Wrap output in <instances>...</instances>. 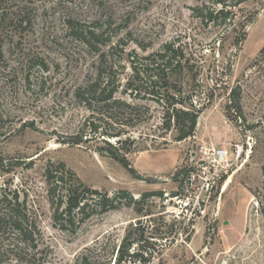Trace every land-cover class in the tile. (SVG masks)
<instances>
[{
    "label": "rangeland",
    "instance_id": "1",
    "mask_svg": "<svg viewBox=\"0 0 264 264\" xmlns=\"http://www.w3.org/2000/svg\"><path fill=\"white\" fill-rule=\"evenodd\" d=\"M197 4L0 0V156L7 162L0 188L19 194L38 232L31 249L6 230L0 264H117L124 244L119 264H264V0L237 8L226 32L203 27L192 15ZM77 30L101 36L87 47ZM170 40L194 59L199 86L213 101L182 142L162 134L158 109L142 103L153 117L123 137L135 140L125 145L130 172L92 139L91 113L77 93L95 75V48L123 79L130 53L148 55ZM235 86L241 115L228 100ZM115 97L131 102L120 91ZM89 100L100 112L96 120L106 114ZM74 136L82 143L64 144ZM236 148L243 150L239 159ZM218 149L227 153L222 161L212 155ZM50 164L58 174L63 164L83 188L115 200L116 209L102 214L100 197L87 195L84 221L78 215L60 230L47 194Z\"/></svg>",
    "mask_w": 264,
    "mask_h": 264
},
{
    "label": "trees",
    "instance_id": "2",
    "mask_svg": "<svg viewBox=\"0 0 264 264\" xmlns=\"http://www.w3.org/2000/svg\"><path fill=\"white\" fill-rule=\"evenodd\" d=\"M250 1L253 0H196L198 4L192 8V15L203 27L226 32L234 25L237 17L235 10ZM76 33L77 40L87 47L93 46V42H98L101 36L90 30H77ZM100 43L105 46L104 42ZM95 49L100 51L95 75L91 82L80 88L77 98L83 101L91 113V122L87 124L90 133L96 137L92 139L106 145L112 160L132 172L127 159L131 149L128 150L125 145L130 143L133 146L135 140L123 137L128 133L127 129L134 128L153 117L148 114V107L142 104L145 102H151L158 109L160 114L158 129L162 134L169 135L175 142H182L194 136L198 118L211 106L213 97L202 92L199 86V69L194 59L186 55L184 47L178 41L170 40L159 50L148 55L138 56L134 52L130 53L128 58L130 72L125 74L123 79L114 64H107L108 55L98 48ZM259 57L264 58V47L260 50ZM43 68L47 69L45 65ZM119 91L131 102L116 98L115 95ZM241 92V88L235 86L228 96L230 106L238 115L242 113ZM89 99H94L106 109V114L100 115L98 120L94 115H99L100 112L95 113ZM81 139L74 136L71 139L73 142L64 144L79 145L82 143ZM6 166L7 162L0 156V171ZM54 167L53 164L48 166L45 179L50 185L47 194L54 211L53 220L60 230H66L67 225L73 227L78 215V220L84 221L89 205L87 195H90L91 200L95 196L100 197L97 209L102 214L116 209L115 200L100 195L96 190L83 188L75 174L65 170L63 164H58L63 170L61 174H58ZM262 170L264 176V165ZM262 216L264 218V209ZM6 230L13 231L16 239L24 247L37 248L38 232L35 222L28 216L25 201H20L17 192H7L6 189L0 188V236H3ZM126 249V244L120 246L118 253H121V256L117 264L122 261ZM132 256L139 257L138 254ZM32 264H36L35 260Z\"/></svg>",
    "mask_w": 264,
    "mask_h": 264
},
{
    "label": "built area",
    "instance_id": "3",
    "mask_svg": "<svg viewBox=\"0 0 264 264\" xmlns=\"http://www.w3.org/2000/svg\"><path fill=\"white\" fill-rule=\"evenodd\" d=\"M236 156L239 158H241L242 154H243V150L242 148H236L235 150ZM226 152L224 149H218L216 150L212 155L214 157V159H218L220 161H222L224 159V157L226 156ZM139 264V262H135L133 261V264Z\"/></svg>",
    "mask_w": 264,
    "mask_h": 264
},
{
    "label": "water",
    "instance_id": "4",
    "mask_svg": "<svg viewBox=\"0 0 264 264\" xmlns=\"http://www.w3.org/2000/svg\"><path fill=\"white\" fill-rule=\"evenodd\" d=\"M177 195H176V193L174 192V193H172V195H171V198H174V197H176Z\"/></svg>",
    "mask_w": 264,
    "mask_h": 264
}]
</instances>
